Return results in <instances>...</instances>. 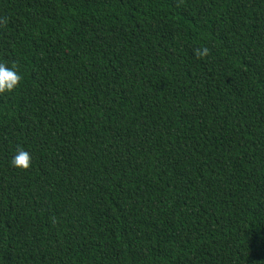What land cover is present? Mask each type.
<instances>
[{"label": "trees", "instance_id": "1", "mask_svg": "<svg viewBox=\"0 0 264 264\" xmlns=\"http://www.w3.org/2000/svg\"><path fill=\"white\" fill-rule=\"evenodd\" d=\"M0 63V264H264V0H0Z\"/></svg>", "mask_w": 264, "mask_h": 264}, {"label": "clouds", "instance_id": "2", "mask_svg": "<svg viewBox=\"0 0 264 264\" xmlns=\"http://www.w3.org/2000/svg\"><path fill=\"white\" fill-rule=\"evenodd\" d=\"M207 49L198 52V55H204ZM21 80L20 74L14 67H9L0 63V94L13 91ZM32 158L30 153L22 147H17L12 158L11 165L15 168L26 170L31 166Z\"/></svg>", "mask_w": 264, "mask_h": 264}]
</instances>
